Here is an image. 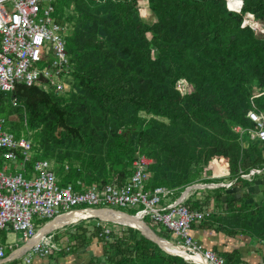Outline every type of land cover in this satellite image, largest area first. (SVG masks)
I'll list each match as a JSON object with an SVG mask.
<instances>
[{
	"label": "trees",
	"instance_id": "obj_1",
	"mask_svg": "<svg viewBox=\"0 0 264 264\" xmlns=\"http://www.w3.org/2000/svg\"><path fill=\"white\" fill-rule=\"evenodd\" d=\"M111 1L73 0L76 19L58 16L70 28L65 37L70 92L56 95L21 84L10 94L0 93V116L11 120L16 136L24 133L31 140L27 167L47 160L60 186L80 190L124 183L139 154L151 160L148 186L177 193L208 170L216 173V166L230 178L261 167L264 142L245 149L234 128L255 129L247 111L264 113V96H253L251 86L257 83L264 93V0H147L155 17L150 25L138 17L135 0L134 6L131 0ZM11 98L25 109V128L23 112L10 105ZM63 151L69 158L62 163ZM243 183L238 178L234 184L240 189ZM262 195L254 206H238L242 192L232 204L223 202L221 213L200 199L186 205L212 206L209 217L194 226L198 231L223 235L228 244L242 236L264 246ZM76 230L79 241L69 234L72 264H103L86 250L92 238L104 264H188L132 229ZM212 250L226 264H264L248 261L238 248L216 244Z\"/></svg>",
	"mask_w": 264,
	"mask_h": 264
},
{
	"label": "built area",
	"instance_id": "obj_2",
	"mask_svg": "<svg viewBox=\"0 0 264 264\" xmlns=\"http://www.w3.org/2000/svg\"><path fill=\"white\" fill-rule=\"evenodd\" d=\"M54 1L0 0V93L10 94L21 84L36 86L56 95L71 91V66L65 48V37L70 28L68 24H59L52 16ZM10 105L21 108L25 128V109L16 98H11ZM246 118L255 125V129L241 133L249 134L259 143L264 142V113L248 110ZM10 121L0 116V231L19 233L27 244L32 241L17 258L42 255L43 248L50 243L58 251L64 249L53 241V231H57L59 226L33 241L46 225L58 217L81 214L83 217L75 221L71 219L65 224L93 219L104 234L110 231L108 223L113 224L112 228L120 227L123 231L134 229L130 224L109 217L110 214H120L130 219L136 218L145 227V219L158 225L162 233L171 236L173 246L182 249L190 257L189 260L184 259L189 264H226L221 256L204 249L190 235L192 227L212 213V206L200 210L186 205L188 200L200 199L193 196L195 191H201L196 183L190 184L194 185L190 189L185 187L179 195L165 186L150 187L148 167L151 160L136 154L131 163L132 174L122 184L113 180L80 190L71 184L60 186L47 160L37 159L31 167H27L33 153L31 140L24 133L16 136L10 130ZM234 131L240 133L242 129L237 127ZM262 174L264 164L248 172L239 170L234 178L228 176V184L219 187V182H213L210 186L211 189L231 187L238 178L250 180ZM122 208L135 213L128 215L117 211ZM32 218L49 222L46 221L37 230ZM27 244L22 245L21 249ZM12 255L10 259L14 262L15 257ZM4 259V246L0 245V264H5L2 263ZM24 263L29 264L30 259Z\"/></svg>",
	"mask_w": 264,
	"mask_h": 264
},
{
	"label": "rangeland",
	"instance_id": "obj_3",
	"mask_svg": "<svg viewBox=\"0 0 264 264\" xmlns=\"http://www.w3.org/2000/svg\"><path fill=\"white\" fill-rule=\"evenodd\" d=\"M133 6H134V0H131ZM60 4L58 5V8L62 11V15L63 18L65 19H76V13H75V5L73 3V0H60L59 2ZM72 3V5L69 7V4ZM74 5V8H73ZM135 10L136 13L138 14V17L140 18V20L144 21L146 24H152L155 21V17L153 15V13L151 12V10L148 7V2L147 0H135ZM9 12V9H8ZM151 55L153 57L156 56V50L152 49L151 50ZM252 91H253V96L257 97V96H264V93L262 92V88L257 84V83H252ZM161 119V118H160ZM162 121H164L165 123H168L167 120L165 119H161ZM239 126H236L235 128H237ZM242 129V128H241ZM253 131V129H242V131H240L239 135H240V139H241V143L242 146L247 149L249 146H255L256 148H261V144L259 143H254L253 141V137L251 138L249 134L246 135L241 133L243 131ZM237 132V131H236ZM49 158L55 163V164H60L57 161V157L54 156L52 153H49ZM62 156V163L64 161H68V152L67 151H63L61 153ZM109 166V164H108ZM119 165L116 164L114 166V168L118 167ZM216 173H214V171L208 170L207 174H202L200 176H197L195 181L193 183L197 184V188H200L201 191H195L193 193V196H196L198 198H200V200H202V202H210V204L213 206V210L216 213H221V207L223 205V202L226 205L232 204V202H234V199L238 196V194H241L242 192L244 193V197L239 199V202L237 203L238 206H254L256 204H258L260 201H262V193L264 192V175H255L253 176L250 180H243L244 183L241 186L240 189H238V187H235L236 184H234V186L232 187H228L226 186L225 188H221V189H216L215 193L212 194V192H209L211 189L210 184L211 183H218L219 187L221 184H228L229 180H228V176H230V173L228 171H226L225 169H221L220 166H216ZM207 176V177H205ZM206 179L209 182L206 181H202V179ZM194 186V185H192ZM189 186V189L192 187ZM210 186V189H208V187ZM186 187V188H188ZM230 188H233L232 191H234V196L232 194V191H229ZM188 189V191H189ZM184 190V189H183ZM183 190H181L180 192H182ZM179 192V193H180ZM191 193V191H189ZM200 192V193H199ZM206 192L208 194V196H205L203 193ZM177 193V192H176ZM199 193V194H198ZM178 194V193H177ZM217 195H220V198L217 199ZM220 204V206H218ZM218 206V207H217ZM117 211H120L124 214H128V215H134L133 211H129L125 208L122 209H118ZM33 222H36L37 225V230L45 223L49 222L47 220H36L35 218H32ZM47 221V222H46ZM146 225L148 223V219H145L143 221ZM55 223V222H54ZM109 226V229H113L115 231V233L120 234V232H125V230L123 231V229H120V227H114L112 228L111 226H113L112 223H108L107 224ZM90 226H96L95 222L93 219H80L76 222H74L73 224H62L59 226V229L56 231H53L54 237H53V241L58 244L60 247L63 246L64 249H62L61 251H58L54 248V246L52 245V243H50V245L48 247H44L42 250V255H27L22 256L21 258L17 259L18 264H25L23 263L24 261L30 259V263L29 264H72L71 261L73 259V250H67L66 248L71 246V241L69 240V234H72L71 236L74 235V241H79L80 240V236L78 234H80L79 231H77L76 229H84V228H90ZM98 227V226H96ZM101 227V226H100ZM149 228L151 230L158 231L159 230V226L152 224V226H149ZM102 229V228H101ZM128 229H132V228H128ZM45 230V227L41 230L43 231ZM133 231L135 230L136 236H142L143 235L136 229H132ZM161 230V228H160ZM40 231V232H41ZM146 234H149V231H146ZM150 232L153 233L155 236L162 238L164 240H167L169 242L172 241V238L170 235H166V234H161L157 233V232ZM4 232L0 233V241L2 238V234ZM92 234L91 230H88V232L83 236L87 239L90 238V235ZM7 242L5 243L6 245H11L14 249L20 248L24 243L25 240L21 239L22 237L20 236L19 233H15V232H10L7 235ZM5 242V241H4ZM71 242V243H70ZM174 242V241H172ZM155 244V243H154ZM87 251H90L93 253V255L97 258H99L102 263L104 264V259H103V255L101 252V247L100 244L97 245V242L95 239H91L89 245L86 248ZM110 254H112V251L109 252ZM10 254V253H9ZM169 254V253H168ZM61 256H65V257H61ZM111 256V255H110ZM176 256V255H173ZM94 262V261H93ZM5 264H11V262L9 263H5ZM83 264H85V262H83ZM189 264V263H188Z\"/></svg>",
	"mask_w": 264,
	"mask_h": 264
},
{
	"label": "crops",
	"instance_id": "obj_4",
	"mask_svg": "<svg viewBox=\"0 0 264 264\" xmlns=\"http://www.w3.org/2000/svg\"><path fill=\"white\" fill-rule=\"evenodd\" d=\"M60 0H55L53 3H52V7H53V14L52 16H55L57 22L59 24H61V22H59V18L58 16H63L62 15V11L58 8V5L60 4L59 3ZM95 1V0H94ZM101 2H104V1H101ZM112 2V1H111ZM72 5V3L69 4V7ZM176 195H179L176 194ZM135 213V212H134ZM37 222V221H36ZM34 222L35 225H37V223ZM149 226H152L151 223H147V228H149ZM197 226V225H196ZM194 227V226H193ZM192 227V228H193ZM197 227H194L193 229H191V235L192 237L194 238V240L200 245L202 246L203 248L205 249H208V250H212V248L218 244L219 246H221L222 244L223 245H226L227 248L229 249H237L239 250V252L242 254V256L247 259L248 261L249 260H259V261H263L264 260V246H259V244L257 243L256 245H251L249 243V241L245 238H242V236H236L233 240V243L231 242L230 244L227 243V240L226 238L223 236V235H218V236H213L214 234H210V235H207L205 233H202L203 231H198L196 229ZM150 229V228H149ZM151 230V229H150ZM152 232H154L153 230H151ZM1 232H4V236H2L1 238V241H0V245H3L4 246V253H5V259L2 261V263H9L11 262V264H18L19 261H17V259L21 258H17L18 255H15V252L17 251V249H14L11 245H6L5 243L7 242V235L11 232L10 230H5V231H0ZM157 233H160V228L158 231H155ZM154 232V233H155ZM162 233V232H161ZM160 233V234H161ZM162 234H165V233H162ZM21 236V235H20ZM4 239V241L2 240ZM22 239V238H21ZM23 240V239H22ZM3 241V242H2ZM31 242V241H30ZM24 244H27L26 242ZM23 244V245H24ZM246 245V246H245ZM248 246V247H247ZM22 247V246H21ZM20 247V249H21ZM61 251V250H60ZM213 251V250H212ZM10 253V254H9ZM12 253L14 255H12ZM11 255L14 258V262H12V260L10 259L11 258ZM95 255V254H94ZM72 262V261H71ZM24 263V262H23Z\"/></svg>",
	"mask_w": 264,
	"mask_h": 264
},
{
	"label": "bare ground",
	"instance_id": "obj_5",
	"mask_svg": "<svg viewBox=\"0 0 264 264\" xmlns=\"http://www.w3.org/2000/svg\"><path fill=\"white\" fill-rule=\"evenodd\" d=\"M79 217H83V216L81 214L76 215V214L71 213V214H68L66 216L58 217L56 220H54L53 222L46 225L45 230L39 232L36 235V237L33 239V241L37 238H41L44 234L48 233L51 229L56 228L62 224H65V223L69 222L71 219L73 221H75ZM109 217L114 221L130 224L131 227L138 230L141 234H143L147 238L153 240V242L156 245H158L160 247V249L163 250L164 252H167V253L173 254V255H177V256H181L185 260L190 259V257L186 253H184L182 249L176 248L173 246V244L171 242L164 240L162 238L159 239V237L155 236L153 233H150L152 231L149 228L143 226L136 218L130 219V218H127V217L120 215V214H110ZM146 231H149V234H146L147 233ZM31 243H32V241L29 242L24 248L17 250L15 252V255H19L24 250H26Z\"/></svg>",
	"mask_w": 264,
	"mask_h": 264
},
{
	"label": "water",
	"instance_id": "obj_6",
	"mask_svg": "<svg viewBox=\"0 0 264 264\" xmlns=\"http://www.w3.org/2000/svg\"><path fill=\"white\" fill-rule=\"evenodd\" d=\"M40 80H42V79H40ZM143 235V234H142ZM143 237L144 238H146L147 240H149V241H151V242H153V240H151V239H149V238H147L145 235H143ZM154 243V242H153ZM158 246V245H157ZM159 247V246H158ZM160 248V247H159ZM163 251V250H162ZM165 253H167V252H165ZM168 254V253H167ZM170 255H173V254H170ZM177 256V255H176ZM178 257H181V256H178ZM182 258V257H181ZM183 259V258H182ZM184 260V259H183Z\"/></svg>",
	"mask_w": 264,
	"mask_h": 264
}]
</instances>
